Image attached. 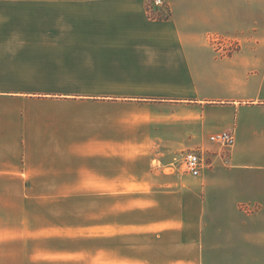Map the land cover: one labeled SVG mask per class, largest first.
Here are the masks:
<instances>
[{
  "label": "crops",
  "instance_id": "crops-1",
  "mask_svg": "<svg viewBox=\"0 0 264 264\" xmlns=\"http://www.w3.org/2000/svg\"><path fill=\"white\" fill-rule=\"evenodd\" d=\"M167 1L169 19L146 0H0V210L96 194L97 238L130 264L264 252V0ZM195 139L213 159L198 178L175 163Z\"/></svg>",
  "mask_w": 264,
  "mask_h": 264
},
{
  "label": "rangeland",
  "instance_id": "rangeland-1",
  "mask_svg": "<svg viewBox=\"0 0 264 264\" xmlns=\"http://www.w3.org/2000/svg\"><path fill=\"white\" fill-rule=\"evenodd\" d=\"M166 2V11L160 9L153 13L152 0H146L149 17L169 19L171 7ZM167 11L168 14H165ZM216 36L224 40L220 52L228 54L240 48V36L214 33L207 34L206 39L212 42ZM247 37L249 39L252 35ZM199 144V139L186 140L181 147L194 148ZM52 195L41 194V204L37 209L36 205L25 203L24 210L21 207L4 212L0 210V221H8V224L0 223V237H4L3 242L0 241V264H130L127 262L129 258L123 261L120 255L113 256L109 248L112 242L97 238L96 194ZM124 202L128 203V200ZM250 211L248 208V213ZM105 214H101L103 221H106ZM23 220L25 223H22ZM126 239L117 242L118 250L122 246L124 255L129 253L125 248L129 242ZM133 253L137 257L130 259H138L132 264H143V259L139 258L143 252ZM209 253L207 264H264V252Z\"/></svg>",
  "mask_w": 264,
  "mask_h": 264
},
{
  "label": "built area",
  "instance_id": "built-area-1",
  "mask_svg": "<svg viewBox=\"0 0 264 264\" xmlns=\"http://www.w3.org/2000/svg\"><path fill=\"white\" fill-rule=\"evenodd\" d=\"M152 7L153 8L151 9L153 10H151V12L153 13L160 9L166 11L167 2L166 0H152ZM165 14H168V11L165 12ZM212 42L218 50L222 49V45L224 44L223 38L216 36ZM210 140L218 146L219 153L224 157L230 155L236 145V135L234 130H225L214 133L210 136ZM175 163L176 166L178 165L177 167L185 173L198 178L204 171L213 166L212 152L203 147L186 149L176 158Z\"/></svg>",
  "mask_w": 264,
  "mask_h": 264
}]
</instances>
